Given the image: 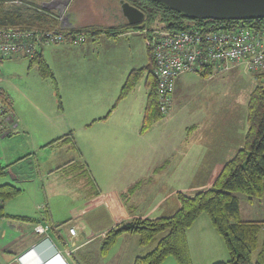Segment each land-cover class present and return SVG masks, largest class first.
Listing matches in <instances>:
<instances>
[{"label": "rangeland", "instance_id": "374dc122", "mask_svg": "<svg viewBox=\"0 0 264 264\" xmlns=\"http://www.w3.org/2000/svg\"><path fill=\"white\" fill-rule=\"evenodd\" d=\"M31 2L36 3L35 0ZM37 2L44 5L42 9L53 12L57 18L59 14H63L60 22L65 24L66 29L90 26L87 24L119 26L116 25L117 23L112 24L108 21H118L117 16L110 15L101 9V7L121 9L119 0H38ZM5 5L8 7V3ZM120 19L122 22L126 20ZM128 32H130L129 35L124 37L122 34L117 36L104 34L95 40H92V36L88 37L82 52L84 54L82 58L84 56L86 58L83 62L86 70L81 69L78 75L74 71L77 66L74 65L73 58L66 59L62 64L60 59L53 58L48 50L43 54L52 72L56 73L54 77L43 76L38 65L31 63L26 57L0 60V89L12 98L15 112L23 117L28 126L34 121V124L28 128L27 134H12L10 137L0 135V155L14 153L18 149L27 150L25 154H22L23 156L21 155L23 158L20 160L23 162L15 168L22 170L29 180L22 182L26 192L40 196L42 184L46 186L48 192L51 188V179L47 177L46 179L42 175L46 174L50 160L53 161L59 154V158H62L61 154L65 150H60V147H44L45 143L72 130L73 136L78 141L76 144L81 146L88 137L86 129H83L92 121H95L94 133L100 132L107 139V158L112 160L120 157L127 158L126 160H129L132 166V172L127 176L124 171L129 168V164L125 162L122 166L115 167L116 173L120 171L115 177L106 173L107 170L104 167L100 169L95 166L93 171L98 172V182L103 189L118 188L129 182L132 183L131 187H134L136 183L133 184V180L139 179L142 181L143 189L137 196L138 200L159 190V194L168 196L169 207H173V204L179 201L178 193L176 196L175 193L168 194V188L158 177L149 176L151 172L147 173L146 169L153 161L164 158L165 153L172 147H174V154L179 147H185L187 150L189 145L191 148L192 143L189 140L196 137V133L200 130L203 131L202 139L208 141H211L213 137L215 140L219 139L216 136L217 133L221 138L226 136V132L228 136L232 135L234 144L229 153L234 154L243 145L248 129V101L255 82L257 84L258 81L245 72L242 65H234L226 71H215L212 75H202L195 71L181 75L179 84L173 90V100L169 111L165 113L162 120L142 131L148 93L144 79H141L124 98L117 101L129 73L149 63V52L143 30L132 29ZM109 112L110 118L121 116L120 124L115 126L112 119L108 125L101 123L100 120L104 119ZM119 126L124 127L126 131L121 130ZM211 130L218 132L211 135L209 133ZM186 132V139L181 142ZM179 140L181 143L177 144ZM208 144L211 145L209 142ZM31 149L32 152H30ZM126 149L132 151L131 154H125ZM29 152L30 154H27ZM116 162L119 161L116 160ZM160 162H156L157 166ZM209 164L210 162H207L200 168L202 176L198 177L199 182H189L185 185L187 193L192 192L193 190L190 189L195 185L196 188H192L196 189L195 191L206 187L207 179L215 170V167ZM103 168L104 171H102ZM221 168H217L218 172ZM112 169V167L109 168V172ZM157 169L160 171L162 168L157 167ZM67 172L69 173L62 176L63 181L57 183L59 190L64 194L72 192L74 198L78 199L82 193L84 195L94 189V184L87 182L88 177L85 173L70 167ZM145 174L147 178L144 177ZM4 178L1 177L3 181ZM8 178L9 183H12V176L8 175ZM41 178H44L43 182ZM112 179L116 184L111 183ZM3 181L1 183H6ZM236 194L240 198L243 219L264 220V199H257L250 203L243 193L236 192ZM40 197L42 203L44 198L42 195ZM106 219L108 217L105 214L100 215L97 210L89 214L87 224L94 228L100 227L106 224ZM187 232L194 264H213L230 258L222 235L213 227L206 213H202ZM165 234L166 232L159 234L150 244L141 247L139 235L127 233L120 238V242L113 250L120 249L119 244L123 241L128 243L129 250L137 248L136 253L143 255L153 249L157 241ZM129 253L131 255L132 252ZM100 258L102 262L108 261L107 264H131L129 256L126 262H120L119 257L116 256ZM161 264L178 263L173 256H168Z\"/></svg>", "mask_w": 264, "mask_h": 264}, {"label": "crops", "instance_id": "0c3cea01", "mask_svg": "<svg viewBox=\"0 0 264 264\" xmlns=\"http://www.w3.org/2000/svg\"><path fill=\"white\" fill-rule=\"evenodd\" d=\"M35 1L36 4L44 7L43 4L37 2L38 0ZM101 9L108 12L110 15L112 14L115 17L117 16L118 21L114 22L112 20H108L112 24L117 23L116 25H121V23L124 24L127 22L126 20L124 22L121 21L120 18L124 17L120 8H117L118 10H116L115 8L110 9L108 7H101ZM59 27L66 29L64 28L65 24L61 23L60 20ZM128 31L123 32L124 34L121 33L122 37L129 35L130 32ZM88 37L90 36L86 35L85 39L82 40L81 43L76 41H65L58 44H48L43 46L41 51L46 52V50H48L49 54H52L53 58H59L62 64L65 63L66 59L73 58L75 62L74 65L77 66L74 71L75 74L78 75L81 73V69H83V71L86 70V67L83 64L86 58L85 56L82 58V55H84L82 52H84L83 45L85 47ZM91 38L92 40H95L93 37ZM71 52L74 54H71ZM72 55L74 56L72 57ZM180 78L181 76L176 79L175 87H177L179 84ZM120 117V115L116 116L115 118L106 117L100 121L104 125H108L109 121L112 119V122L116 126L120 124ZM33 124L34 121H32L30 126H28L23 117L19 116L14 109L13 113H11L6 121H4V133H0V135L2 137H10L12 134H27L29 132L28 128ZM122 125L124 124L122 123ZM94 127L95 121L85 125L83 130L86 129L85 131H87L86 133L88 137L85 138L81 146L77 144L78 149L71 148L72 146L70 144L63 141H56L51 144L53 140H56L57 138L67 135L71 132L74 135L72 130L45 143L44 147H60V150L64 149L65 151L61 154L62 158H59V154L58 156L54 157L53 161L50 160L45 171L46 174L42 175L45 178L47 177L51 179L52 182L49 192L47 191L46 186L42 184L40 190V193L44 198L42 203L40 194V196H34L31 193L26 192L27 190L25 189L22 182H28L29 180H27V177H25L22 170L19 171L18 169H15L16 166L23 162L20 159L23 158L22 154H25L24 152H27V150L21 151L18 149L14 151V153H4L5 155H0V164L10 166L8 169L9 173L4 176L5 180L3 181L0 177V183L2 181L10 182L8 175H11L13 178L11 180L13 181L12 183L18 185L22 189V192L19 196L5 203V209L8 216L0 221V264H23L22 262L18 261L17 258L30 250V253L23 257L24 264H43L45 261H51L52 264H107L108 261L104 260L105 262H102L100 257L108 258L110 256L119 257L118 260L120 262H126L129 256L128 259L131 261V264H133L134 259L139 255V253H136V250H138L137 248L129 250L130 246L127 245L128 243L122 241L121 244H119L121 245L120 249L113 250V248L120 242V238L124 235H127V233L121 235L116 245L109 251L107 255L102 254V242L107 231L122 221H130L136 217L153 218L162 215H169L170 213L172 214V212H174L177 207H179V201L175 202L173 207H169L167 202L169 199L168 196L166 194H159V190H156V192L153 191L149 195H146L138 200L137 196H139V193L143 189L142 181L139 179L133 180V184L136 183L134 187L135 190L129 194L128 191L131 187V182L125 183L118 188L111 187L108 190L103 189L102 185L98 182V172L94 173L93 171L95 166H98L100 169L101 167H104L105 170H107L106 173H109L113 177H115L116 174L120 172L118 170L116 173L115 167L118 168L125 162L127 165L129 164V168H126V171H124L125 175L127 176L132 172V166L129 160H126L127 158L123 159L120 157L119 159L114 160H112V158H107V139L103 137L100 132L98 134L94 133ZM119 128L123 131H126L122 126H119ZM217 132V130L209 131L211 135H215ZM206 134H208V132H206ZM184 135L185 137L181 139V142L185 141L187 132L184 133ZM202 135L203 131L200 130L196 133V137H193V139L189 140L190 143H192L191 148H189V145L187 146V150H185V147H179L177 149V153L174 154V147H172L167 151V153H165L164 158L153 161L152 164L147 167V173L151 172L149 176L152 175L151 178L155 176L158 177L161 180V183H163L168 188V194L171 195V193H175L176 196L179 191L187 193L185 185H187L189 182H199L197 181L199 180L198 177L202 176L200 168L203 167L207 162H210V166L215 167L214 172L211 174L210 178L207 179V183H205L206 187H209L210 184L213 183V180L218 173L217 168L223 167L225 162L234 155L229 153L234 144L232 135L228 136V133L226 132V136L221 138L217 133L216 136L219 139L215 140L213 137L211 141L202 139ZM181 142L179 140L177 144ZM208 142L211 145H209ZM76 143H78L77 140ZM118 143L119 145H122L121 142ZM204 145L207 148H205ZM30 152H32V149ZM30 152L27 154H30ZM131 152L132 151H127L126 149L125 154L127 153L128 155L131 154ZM228 153L232 155H229ZM116 160L119 162H116ZM157 161H161L158 166L156 164ZM68 167L73 168L76 171H80V173H85L89 170L97 186L94 185V189L91 192L85 193V196L82 193L78 199L74 198L73 194H71L72 192L70 194H64L59 190L57 183L59 184L62 182V176L69 173L67 172ZM111 167L113 169L109 172L108 169ZM157 167H161L162 169L159 171ZM104 168L102 171H104ZM197 168H199V170ZM100 172L101 171H99V173ZM85 174L88 177V173L86 172ZM144 177H146V174ZM43 179L44 178H41L42 182ZM89 181L90 179L88 177L87 182ZM111 183L116 184L113 179ZM137 183L139 184L137 185ZM150 184L152 183L150 182ZM195 186L192 188H196ZM188 188H190V186ZM192 188L190 190L193 191L190 193L197 192L195 191L196 189L194 190ZM175 201H177V198H175ZM97 210L99 211L100 215L105 214L108 219H106L105 225L94 228L87 224V217L89 214ZM14 216H26L31 220L15 218ZM38 224H48L50 229L43 234L37 233L35 231V227ZM70 227L76 228V234L69 233ZM191 228L192 227H190L188 230ZM45 237H48L49 239L45 240ZM139 245L142 247L141 244ZM41 247L43 250L38 251ZM116 251H118V253ZM129 252H132L131 255Z\"/></svg>", "mask_w": 264, "mask_h": 264}, {"label": "trees", "instance_id": "16d2710c", "mask_svg": "<svg viewBox=\"0 0 264 264\" xmlns=\"http://www.w3.org/2000/svg\"><path fill=\"white\" fill-rule=\"evenodd\" d=\"M4 1L0 0V26L43 31L57 30L63 33L66 41L69 42H75L74 37L79 34L97 39L102 34L117 36L132 29L160 27L182 30L191 26H200L205 30H211L236 23L260 25L264 22V18L246 20L192 18L154 0H126L145 13V21L134 25L126 22L116 27L90 25L62 29L59 27L57 16L51 11L31 9L27 6L7 7ZM148 52L149 63L129 73L117 99L120 101L141 79H144L148 93L142 131L162 120L165 115L160 110L158 100V81L154 71L155 59L150 49ZM30 62L38 65L43 76L54 77L42 51L31 58ZM202 75H212L211 68L206 67ZM0 100L13 113L12 98L2 89H0ZM247 122L248 129L243 145L225 162L210 187L193 194L179 191V207L172 214L153 218L136 217L113 226L103 239L102 254L107 255L124 233L139 235V243L147 246L159 234L166 232L153 249L138 255L133 264H161L168 256H173L178 264H194L187 230L202 213H206L213 227L222 235L230 256L226 261H217L213 264H264V220L243 219L240 198L236 194V192L243 193L250 203L257 199H264V75L259 77L250 93ZM3 130L4 127L0 133H4ZM56 141H63L78 149L72 132L53 140L51 144ZM9 167V165L0 164V177L9 173ZM86 172L90 183L96 185L89 170ZM134 187L129 189L128 194L134 192ZM21 192L22 189L14 183H0V221L8 216L5 203L19 196ZM14 217L31 220L26 216Z\"/></svg>", "mask_w": 264, "mask_h": 264}, {"label": "built area", "instance_id": "2783aa9c", "mask_svg": "<svg viewBox=\"0 0 264 264\" xmlns=\"http://www.w3.org/2000/svg\"><path fill=\"white\" fill-rule=\"evenodd\" d=\"M32 0H5L8 7H29L42 10V6ZM63 14H59V20ZM63 21V20H62ZM145 44L155 59V75L158 81V100L162 113H167L172 105V94L176 79L188 72L202 74L206 67L215 71H226L234 65H242L245 72L256 81L264 75V22L260 25L236 23L232 26L205 30L191 26L182 30L155 27L143 29ZM86 35L74 37L76 42ZM66 41V36L57 30L23 29L0 26V60L6 58H33L42 47ZM0 100V130L11 114ZM50 229L48 224H38L37 233L43 234ZM76 234V228H69ZM49 239L45 237V240ZM33 250V249H32ZM31 251V250H30ZM19 256L18 261L23 262Z\"/></svg>", "mask_w": 264, "mask_h": 264}, {"label": "water", "instance_id": "95a60500", "mask_svg": "<svg viewBox=\"0 0 264 264\" xmlns=\"http://www.w3.org/2000/svg\"><path fill=\"white\" fill-rule=\"evenodd\" d=\"M192 18L246 20L264 18V0H154ZM129 24H140L145 13L126 0H119ZM35 250V247H34ZM43 262V261H42ZM43 264H52L45 261Z\"/></svg>", "mask_w": 264, "mask_h": 264}, {"label": "bare ground", "instance_id": "6f19581e", "mask_svg": "<svg viewBox=\"0 0 264 264\" xmlns=\"http://www.w3.org/2000/svg\"><path fill=\"white\" fill-rule=\"evenodd\" d=\"M63 22V21H62ZM41 250H43V248L41 247V248H39V250L38 251H41ZM40 253V252H39Z\"/></svg>", "mask_w": 264, "mask_h": 264}]
</instances>
